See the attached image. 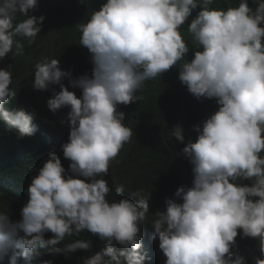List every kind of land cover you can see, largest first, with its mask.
Segmentation results:
<instances>
[{
  "label": "clouds",
  "instance_id": "1",
  "mask_svg": "<svg viewBox=\"0 0 264 264\" xmlns=\"http://www.w3.org/2000/svg\"><path fill=\"white\" fill-rule=\"evenodd\" d=\"M212 4L106 0L79 26V44L88 49L93 65L90 78L69 79L81 89L79 98L61 83L71 74L61 70L57 59L46 57L35 64L34 89L60 86L48 99V109L70 108L68 142L61 149L73 175L66 174L55 152L49 153L27 188L21 219L13 222L0 213V261L11 252L9 264H16L15 249L26 261L41 248L54 253L88 250L90 243L81 239L60 246L66 236L87 230L106 247L82 264H120L121 257L125 264H143L138 234L149 213L150 193H132L136 203H110V188L102 177L133 137L117 105L139 100L145 81L179 64L178 79L187 91L197 100L215 99L219 107L202 127L193 126L198 136L182 149L192 165V186L173 187L182 203L167 199L165 211L152 215L150 239H158L165 264H243L231 250L239 229L242 237L258 238L261 258L254 261L264 264V0H235V7L226 9ZM36 6L37 0H0V59L24 54L17 37L34 42L44 20L43 15H28ZM197 8L187 31L199 50L187 62L189 47L179 29ZM18 15L25 19L18 21ZM8 69L0 68V121L21 138L31 136L36 131L33 116L6 107L16 95ZM173 129L172 136L183 143V129ZM116 191L124 192V184ZM46 232L53 236L45 239Z\"/></svg>",
  "mask_w": 264,
  "mask_h": 264
},
{
  "label": "trees",
  "instance_id": "2",
  "mask_svg": "<svg viewBox=\"0 0 264 264\" xmlns=\"http://www.w3.org/2000/svg\"><path fill=\"white\" fill-rule=\"evenodd\" d=\"M235 0H213L212 8L226 9L234 6ZM106 0H37V6L29 10V16H44L40 25L41 31L34 42L29 45L27 40L17 37L24 45V54L13 57L8 54L0 59V68L12 73L10 88L16 92L9 98V109H23L33 116L32 123L36 127L33 135L19 137L14 129H8L0 121V213H6L13 222L21 219V209L28 200L27 188L32 177L37 175L50 152H55L67 175L70 161L63 156L61 145L68 142L69 123L67 114L70 108L65 106L55 113L50 112L47 101L54 92L60 91L59 85H50L46 90H36L32 86L34 66L44 58H55L61 70L70 73L61 83L77 98L81 89L69 84L75 79L92 72L91 54L80 45L79 26L87 23L94 11L100 9ZM225 4V5H224ZM257 7L255 2L253 10ZM199 8L192 11L191 16L179 29L189 52L184 60L190 62L194 51L199 50L191 34L187 31L188 23L196 16ZM16 19L23 20V15ZM15 23V21H14ZM179 64L154 79L144 82V92H137L139 100L128 105H117V111L124 113V125L131 128L133 137L124 144L119 154L110 161L109 172L103 175L110 192L106 196L108 202H119L121 199L137 202L131 194L142 190V194L150 193L146 220L139 225V239L142 244L141 253L146 259L143 264H165L166 257L159 249L158 239H150L154 234L151 226L153 214L166 209L165 201L172 199L182 203V199L174 196L173 187H191L193 174L192 165L183 154L182 149L188 141L195 142L198 132L193 126H201L219 107L215 99L201 98L197 100L187 91L178 79ZM56 115V117L51 115ZM63 121V123H62ZM183 129L184 142H178L173 136L174 127ZM264 155V153H262ZM85 179L83 177H74ZM101 178V177H97ZM85 182H89L85 179ZM239 184H251L249 180H238ZM124 184L125 191L117 193V185ZM256 199V198H253ZM235 246L231 249L235 255L243 258V264H255L254 258H261L258 238L242 237L238 229ZM22 235V233H21ZM53 234L46 232L44 238ZM76 239L89 242L88 250L66 251V260L56 258L59 253L50 252L46 248L39 249V255L26 261L17 253L16 264H82L83 258L89 257L106 247L96 234L84 230L78 237L66 236L61 247ZM114 247L120 248L114 242ZM5 256L0 264H9ZM235 258V257H234ZM120 264H125L120 258Z\"/></svg>",
  "mask_w": 264,
  "mask_h": 264
},
{
  "label": "water",
  "instance_id": "3",
  "mask_svg": "<svg viewBox=\"0 0 264 264\" xmlns=\"http://www.w3.org/2000/svg\"><path fill=\"white\" fill-rule=\"evenodd\" d=\"M69 255V252H60L59 254L56 255V258H58L60 261H64L67 259Z\"/></svg>",
  "mask_w": 264,
  "mask_h": 264
},
{
  "label": "rangeland",
  "instance_id": "4",
  "mask_svg": "<svg viewBox=\"0 0 264 264\" xmlns=\"http://www.w3.org/2000/svg\"><path fill=\"white\" fill-rule=\"evenodd\" d=\"M45 108H48V107H47V106H45ZM50 112H51V111H50ZM51 116H54V117H56V115H54V114H53V115H51Z\"/></svg>",
  "mask_w": 264,
  "mask_h": 264
},
{
  "label": "bare ground",
  "instance_id": "5",
  "mask_svg": "<svg viewBox=\"0 0 264 264\" xmlns=\"http://www.w3.org/2000/svg\"><path fill=\"white\" fill-rule=\"evenodd\" d=\"M225 5V4H224ZM50 98H51V96H50Z\"/></svg>",
  "mask_w": 264,
  "mask_h": 264
}]
</instances>
